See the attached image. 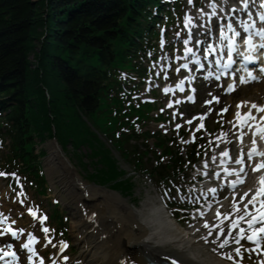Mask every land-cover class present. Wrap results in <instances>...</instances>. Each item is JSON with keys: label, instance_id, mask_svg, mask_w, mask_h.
Returning a JSON list of instances; mask_svg holds the SVG:
<instances>
[{"label": "trees", "instance_id": "16d2710c", "mask_svg": "<svg viewBox=\"0 0 264 264\" xmlns=\"http://www.w3.org/2000/svg\"><path fill=\"white\" fill-rule=\"evenodd\" d=\"M164 1L0 0V169L26 175L44 192L40 144L55 136L81 162L88 157L90 180L131 194L132 175L96 128L137 170L149 169L154 179L174 170L183 157L158 132L155 144L172 153V164L144 159L154 150L138 139L151 133L137 131L129 114L135 107L125 113L118 93L121 71L145 74L139 57L155 46ZM52 217L62 223L57 208Z\"/></svg>", "mask_w": 264, "mask_h": 264}, {"label": "bare ground", "instance_id": "6f19581e", "mask_svg": "<svg viewBox=\"0 0 264 264\" xmlns=\"http://www.w3.org/2000/svg\"><path fill=\"white\" fill-rule=\"evenodd\" d=\"M251 3H254V0H251L250 4ZM205 12L206 11H204V13ZM199 15L201 16V13H199ZM190 21L189 24H195V14ZM188 27L190 26L188 25L187 28ZM247 90L252 92L250 98L256 97L259 94H264V82L248 84ZM221 98H223V96L220 97L219 101H221ZM248 102V105L243 106V113L248 111L251 103L264 105V101L262 103ZM236 111L237 110H232L230 121H234V113ZM253 115L258 119L259 116L264 115V113H257L253 110ZM229 125L235 137H230L231 129L228 128H225L223 132H221L226 133V136H222L220 133L216 137V140L219 141L217 148L219 150L222 149V151H220V159L222 161L227 160L231 164H234V156L237 149L236 143L241 141L239 139L237 141L235 140L242 131L244 133L242 142H245L244 145L247 146L242 148L238 156L243 155L245 158V171L247 172V176L244 178L245 182L243 184H238L233 188L230 194H228L229 206L227 203V208H216V211H219L221 214L231 212L233 192L236 193V200L238 201L240 195L257 186V177L261 173H253L251 165L258 160L264 159L262 157L255 158V156H253L252 161L249 162L246 153L247 150L252 147V140L249 139L248 133L250 129L247 127L243 129L239 127L234 128L230 122ZM258 145L257 142V148ZM258 149L261 150L260 148ZM225 151H227L229 155L227 157L221 156V153ZM49 152L50 154L45 160L46 175L51 183L54 184L57 182L60 185V190L58 191L61 198H69L68 203H75L73 199H76L75 205H77V201L79 200H81V202L88 200V202L91 203V206L86 211L85 218L81 217V214L84 212L83 209L80 210L78 208L81 213L77 216L79 211H77V207H74V213L77 215L73 217L71 225L72 228L77 229L74 238L79 243L80 252L77 257L72 258V260L70 259L71 264H149V261L162 263L163 260H169L171 262L173 259L177 261V264H240L242 263L240 261L242 250L239 256L236 255L237 258L234 259L232 257V259L229 260L226 258L227 255H225V247L231 246L234 251L235 248L243 245L245 248H254L260 251V256H258L255 264H264V251L256 248V242L242 239L240 243L237 244L235 243L236 238L234 236H228L229 243L221 249L218 245L222 242L225 236L224 234L220 235L218 238L215 234L208 236V232H206L196 237L193 229L190 230L182 227L181 223L174 219L163 206L156 205L155 203L153 205H145L146 207H144V205L143 207L136 206L126 197L117 195V191L95 184H89L83 179V176L70 162L69 158L64 154L58 144L50 143ZM239 167L238 165V167L234 169ZM222 172L227 175L224 171ZM235 178V175L232 177L230 176L227 181L234 180ZM73 190H75V192H72ZM205 192L209 191L206 190ZM2 204L3 211L0 212V215L6 216L5 209L7 205L4 202H2ZM240 207L242 208V205H240ZM249 207L251 209V206ZM235 215L236 214H233L234 217L231 216L230 219L232 217L235 218ZM199 216L202 215L200 214ZM205 217L206 219L217 218L216 214L212 215V217L211 215H206ZM221 218H223L222 215ZM10 220L15 221L16 230L19 232L17 235L18 245L21 246L27 243L29 240L28 234L31 233L36 240V242L31 245V248L34 249L36 253V250H38L36 247L38 237L35 232L23 231L22 233L19 231L20 226H18L16 220L13 218H10ZM202 227L203 225L200 226V228ZM253 227H259V224L253 225ZM239 228L247 229L248 226L246 223L240 222ZM239 228L232 229L231 231L233 233L238 232ZM2 229H4V224H2L0 232ZM205 236L208 238L207 243L202 239V237ZM2 237L5 238V236ZM263 238L264 236L259 240L260 245ZM213 240L216 241L213 247L216 251H213L211 247L206 245L212 243ZM191 246H194L195 249ZM29 256L32 257L34 255L26 249V255H21L20 259L23 262L31 263L32 261L28 259ZM0 264H3L1 260Z\"/></svg>", "mask_w": 264, "mask_h": 264}, {"label": "rangeland", "instance_id": "374dc122", "mask_svg": "<svg viewBox=\"0 0 264 264\" xmlns=\"http://www.w3.org/2000/svg\"><path fill=\"white\" fill-rule=\"evenodd\" d=\"M207 1H209V0H197V3L199 4L200 7H204V6H206V4H210ZM215 1L218 4L221 3V0H215ZM234 3H236V0H234ZM195 5H196V3H190L189 0H183L180 7H178V9L176 8V10L172 11V13H174V14L177 12L176 14L178 16L175 18V22L173 23V27H171V26L167 27L166 26L167 27L166 28L167 35L170 36V39H172L173 41H176L177 38L179 37V35L185 34V32H184L185 27L183 26V23H184L183 17L186 16L185 13L187 10L189 11V13H196V11L199 8H198V6H195ZM178 11H180V14H178ZM194 28H196V32L198 30L200 31L203 29V27L200 25L194 26ZM161 43L162 42L159 41V45H161ZM181 45H182V41H180L178 46H181ZM161 47H163V46H160V48L158 49V52H157V55L160 58H157V60H155L153 62L150 61L148 58H144V60H143L144 63H146L148 65H151V66L155 65L154 69L156 72L159 71V68H158L159 66H161V65L167 66L171 62V59H170L171 57H169V59H167V56L169 53H171V52H174V54L176 53L175 52L176 51V45H173L172 48H168V49L165 47L163 49ZM159 73L160 74H159V80L158 81H161V75L164 77L166 71L161 70ZM151 82L152 81H150L148 79H146L144 81V83L140 82V86L136 91H134L133 96L144 97L145 93H149V87L148 86L150 85ZM251 93H252L251 91L247 90V87H244V88L238 90V92L231 95L230 98L228 97L225 100H223V102L220 103L219 106L224 104V103H226V104L230 103V105L236 106L235 103L238 99L249 100ZM263 97H264V95L261 96L260 98H258L256 96V97H253L251 100H258L259 102H262ZM157 99H160V95H158ZM140 106H141V108H145L147 106L144 100H141ZM230 107L231 106H229V109H230ZM205 108L206 107L202 106V104L200 102H198L194 105L184 104L183 106L180 107L179 113L181 114L184 111H186L187 116L191 117L194 112H196L198 110L203 112L204 111L203 109H205ZM136 111L139 112L138 110H136ZM227 113L229 115L231 113V111H229ZM227 113L225 115H219L216 113V111H214L212 113V116L208 119H203V121L200 120L199 117L194 119L191 123V126L185 125V120H183L181 117H179L177 115H176V118L174 120V121L182 122V126L179 129H186V130L190 131L189 133H187L186 137L189 136L190 134H192L193 132L196 135V137H200V134H198V133L200 131L203 132V137H204L203 140L209 145L204 159L209 158V160H212V161H210V164H212V166H215V167L219 163V160H220L219 156H220V150H221V149L219 150L216 148V146L219 142L218 140L216 141V137L218 134L223 132V130L225 128L231 129L228 127V125L224 126V123L229 124V122H230L229 121L230 118L228 117ZM171 117L173 118V116H171ZM174 121H172L170 125H172V123ZM101 123H102V119H101ZM111 123H113V120L109 121L108 124H111ZM145 123H146V127H148V128H151V129L157 128L155 126V123H153V121L151 119L146 120ZM200 124H203V127L199 128V130H197V126ZM170 125H168L167 127H171ZM102 126L103 127L106 126V123H103ZM164 129H166V127H164ZM231 131H232V129H231ZM186 137L181 140V142L183 143L181 146V149H180L182 154L186 153V151H188V149L190 148V144H191L190 141L188 143L184 142V141H187ZM230 137L232 138L231 134H230ZM50 143H54L51 140V138L44 140L40 144L46 150V154H44L41 157V162H42L43 167H44L45 176H46V184H47V187L45 188L44 193H39L36 185L31 184L30 181L19 180V179L17 180L15 178L13 180L9 179V183H7V182H5V179L2 180V178H0V182L5 183L4 186L7 189V198H8L7 202H8V206L10 207V214L9 215L12 216L13 219H16L20 225H22L23 227H25L28 230L33 229V228L37 230V223H36L37 220L35 221L34 219L30 218L25 213V207L26 206L29 205V206L37 207V209L39 210L38 216L41 213H44L45 216L48 218L49 213L52 212L51 210L55 206V202L57 200L59 201L58 207L61 210V215L63 217V220H65L62 224V226L65 228L64 233L62 234L61 231L60 232L57 231V233H55L53 231V227H57V224H58L57 220L54 221L53 219L51 220L50 218H48V220H47L48 226H49L48 234L57 243L58 242L60 243L62 240H68L69 244L73 245L72 246L73 249L71 251H68V253H67L68 257H70V259L72 260V258L77 257L79 255V252H80L79 243L74 238L76 233H77L76 232L77 229L72 228V225H71L72 220H73L74 216H76L77 214H78L77 216H79V214L81 213L78 210V208L80 210L83 209V211H84L83 213H85V214L82 213L81 217L85 218L86 211L91 206V203L88 202V200L83 201V202H81V200H79V201H77L78 202L77 205H75L76 199H73V202H75V203H68L69 198L64 197V199H62L61 196L59 195L58 190H60V185L57 182L54 184L50 182L49 178L46 175V170H45V160L50 154V152H49V144ZM236 145H238V143H236ZM238 146H239L238 151H240L241 150L240 144ZM62 150H63L64 154L69 158L70 162L78 170V172L83 176V179L86 180L89 184L94 185L93 182L88 179V170L91 169V164L89 163L88 157L85 155L82 157V161H86V164H85V163L81 162V159L74 153L73 149L66 147ZM86 150H87L86 147H82L80 152L85 153ZM0 152L2 154V150ZM114 154L117 157L118 163L121 167H123L126 170L132 169V165L129 164L117 151H114ZM213 157H215V159H213ZM199 164L200 163H198V164L196 163L195 165L200 167ZM195 165L187 177L179 180V183H178L179 187L177 188V189H179V192H177V189H175V191H174L175 195H180V193H181V195H180L181 197H184V198L190 200L192 203H198L199 200H202L200 198H205V196H207L206 194L202 193L203 192L202 189L205 188V186L201 185L202 180L197 181L195 179L194 174L198 171V170H196ZM210 167H211V165H210ZM207 177L210 178L209 176H207ZM134 179H135V186H134V190L131 194L122 196L119 192H117V195H120L121 197H126L130 202H132L136 206H142L143 207V205H144V207H146L145 205H147V206L153 205L154 203L156 205H162V201L164 199V197H163L164 191L162 192V189L159 188L156 184H154L152 182V180H150L148 175L144 174L142 176L139 174H135ZM203 179H205V178H203ZM72 192H75V190H73ZM222 196H224L222 198V199H224L226 197L225 193L222 194ZM167 197H169V195ZM160 198H162V200ZM222 199H220V200H222ZM18 200H20L22 202V205L18 203ZM225 200H226V198H225ZM225 200H223L220 203V205L227 206L226 204L228 202H226ZM227 200H228V198H227ZM220 205H218V206H220ZM228 206H229V203H228ZM74 207H77L76 209H77V211H79L78 213L76 211L77 214L74 213ZM174 214H176V213L174 212ZM206 215H210V214H206ZM180 219L182 222H184V228L186 227V229L188 228L190 230L193 229L194 232L196 229L200 228L199 225H201L203 223L202 222L203 219L195 218L194 214H188V219L186 217H181ZM202 225H204V223ZM226 226H227V224H226ZM226 226H225V228H226ZM205 230L206 229L202 230V228L199 229L198 234H202ZM217 230H218L217 228L215 230H213V231H215V233H213V234L216 235ZM211 231H212V229H211ZM198 234L194 233V235L196 237L200 236ZM38 243H39L38 246L42 250L41 253H42L43 258L45 259V261L47 263H49L50 258L52 259V254L54 255L56 247H53L52 246L53 244L52 245L48 244L46 242L45 238L43 240H40ZM206 245L208 247H211V249H213L215 243H209ZM191 247L193 248L194 246H191ZM225 248L228 249V248H231V246H227ZM194 249H195V247H194ZM194 249H192V250H194ZM262 251H264V250H262ZM64 253L66 254V252H64ZM227 253L228 254L231 253L234 256L236 255L232 250H229ZM227 253H226V255H227ZM259 253H260V251H258V250L253 251V250L247 249L245 247H242L243 257L240 258V261L242 262V259H243L244 261H248V264H255L256 260L258 259V256H260ZM60 254H62V253H60ZM233 258L235 259L237 257L235 256ZM243 263H245V262H243ZM96 264H98V263H96Z\"/></svg>", "mask_w": 264, "mask_h": 264}, {"label": "snow or ice", "instance_id": "6c2138e0", "mask_svg": "<svg viewBox=\"0 0 264 264\" xmlns=\"http://www.w3.org/2000/svg\"><path fill=\"white\" fill-rule=\"evenodd\" d=\"M189 2L191 3V0H189ZM248 0H245V6H247ZM261 7H264V4L261 5ZM261 20H264V15H262L260 17ZM190 18L186 17L185 18V26L187 27L188 24L190 23ZM227 28L229 31L232 32V39L230 40L229 43V59L231 60V53L232 51L235 50L236 45H235V37L240 36L241 34L239 32H236L233 28L231 24L227 25ZM248 25H245V31H247ZM257 35L261 36L262 39H264V28L260 29L257 33ZM221 36L224 37L225 33L223 31V26L221 28ZM244 40V44L248 45L249 49H254L256 47V45H254L252 43L251 40V36H248L246 38H243ZM199 42V41H198ZM188 41L185 40V44H187ZM211 47V46H210ZM260 48L264 49V43L259 45ZM186 52H191L192 49L190 48H186L185 49ZM244 59L246 61H253L255 58L252 57L251 55H246L244 56ZM181 67L186 68L187 64L185 65H181ZM259 71L264 74V66H261ZM258 77L256 75H254L252 72H248L246 76H242L240 78V83L241 84H246L249 82H252L254 80H257ZM183 84L184 81L181 80L180 82L177 83L176 88L180 89L181 91H183ZM229 91H234L235 90V86L234 85H229ZM168 91H172V89L166 88L165 92ZM211 95V94H210ZM189 99H192L191 97H189ZM176 103H180L181 101L177 100L175 101ZM213 102H219V98L213 96L211 100H207L205 101L206 104H211ZM249 102L247 101H241L240 103L237 104V111L235 113V118L234 121H230V123H232L233 127H239L240 129H243L244 127H247L251 130V134H252V147L249 148L247 150L246 156H247V160L249 162L252 161L253 156H259V157H264V151H260L257 147V138H259V140L264 141V115H260L259 118L257 119V117L255 115H253V110H255L257 113H264V105H257L256 103H251L248 111L241 113L240 109L241 107H243L244 105H248ZM169 107H171V103L168 105ZM222 112L227 111V108H224L221 110ZM203 116L199 117V119L203 120ZM193 119H196V117H194ZM187 123L191 124L192 121L189 120L187 121ZM177 129L180 128V125L176 126ZM203 124H200L197 126V130H199V128H202ZM222 136H226V133H221ZM244 136V133L241 131L238 135V139L241 140L242 142V138ZM185 143H188L189 141H184ZM229 155V153L227 151L221 153V156L227 157ZM213 159H215V157H213ZM234 163L236 165H239L240 167L237 169H224V172L228 175H235V179L231 180L228 182L229 186L232 188H235L238 184H243L244 178L247 176V172L245 171V158L244 156H238ZM207 165H205L206 167ZM251 170L253 173H261L258 177H257V181H256V187L254 189H249L248 191L244 192L242 195L239 196V200H236V193L233 192L232 195V210L230 213H224L221 214L219 211L217 212V218H220L222 215V219L220 221V225H213L212 227H215L218 229L216 235L219 238L221 233L224 232V228L221 227V225H223V222L225 220H230L229 224L227 225V234L224 236L223 240L221 243H219L218 247L223 249L225 247V245H227L229 243V239L228 236H234L235 239V243L239 244L240 240L242 239H247L250 241H254L256 242V248L258 249L260 247L259 244V240L262 236H264V159L258 160L256 161L254 164L251 165ZM7 174L5 172H0V176H6ZM13 177H15V173L11 174ZM16 179L18 180L19 178L16 177ZM210 191H215V189H211ZM177 192H179V189H177ZM165 195H168V193H165ZM181 199H184V197H181ZM240 205H242V208L240 207ZM251 206V209L250 207ZM29 213L35 217L36 216V211H34L33 209L29 208L28 209ZM235 215V218L230 219V217L233 215ZM40 221L43 222L46 217L41 216ZM8 220L7 216H2L0 215V224H6ZM240 222H244L247 224L248 228L244 229V228H239V224ZM12 223H15V221H12ZM259 224V227H253V225ZM204 228L209 229L208 231V236L213 235L211 228L209 226V224L207 222L204 223L203 225ZM239 228L238 232L233 233L231 230L232 229H236ZM20 232H23V229H19ZM43 232L48 233L49 229L48 228H43L42 229ZM4 232H10L13 236L17 235V231L13 230L11 228V226H6L4 228ZM4 232H0V235H3ZM29 235V240L27 243H24L21 245V247L28 249V251L30 253H32V255H36L35 250L31 248V245L34 244L36 242L35 237H33L31 235V233L28 234ZM202 239H204V241L207 243L208 242V238L207 236L202 237ZM48 243L51 244L52 241L48 240ZM212 243H216L215 240L212 241ZM53 247H56V245H52ZM67 245L64 244L63 242H61L60 245V250L63 251L64 248H66ZM256 249H253V251H255ZM213 251H216L215 248H213ZM235 253L237 256L240 255L241 253V248L237 247L234 249ZM7 256H11L13 258V260L16 259V253L11 251V246H8V249L5 250L4 248H0V260H3L4 257ZM31 256L28 257L29 260H31ZM227 259L231 260L232 259V255L231 253L227 254L226 256ZM65 259H67V257H65ZM8 264H10V262H8ZM40 264H44L43 260L40 261ZM53 264H55V261H53ZM171 264H177V261L175 259H173L171 261Z\"/></svg>", "mask_w": 264, "mask_h": 264}, {"label": "water", "instance_id": "95a60500", "mask_svg": "<svg viewBox=\"0 0 264 264\" xmlns=\"http://www.w3.org/2000/svg\"><path fill=\"white\" fill-rule=\"evenodd\" d=\"M51 140H52L55 144L58 143V142L56 141L55 137H52Z\"/></svg>", "mask_w": 264, "mask_h": 264}]
</instances>
